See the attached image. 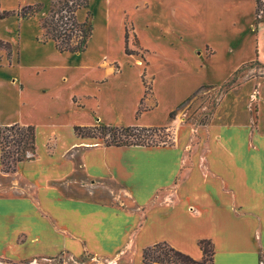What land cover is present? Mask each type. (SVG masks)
Returning <instances> with one entry per match:
<instances>
[{
  "label": "crops",
  "instance_id": "obj_1",
  "mask_svg": "<svg viewBox=\"0 0 264 264\" xmlns=\"http://www.w3.org/2000/svg\"><path fill=\"white\" fill-rule=\"evenodd\" d=\"M51 2L0 0V13L42 6L0 19V127L35 128V156L20 164L43 181L32 197L0 199V248L2 237L14 242L22 230L21 253L89 252L110 264H143V250L159 243L201 260L206 240L213 264H264V81L224 92L208 123L177 129L172 145H104L74 132L97 120L174 126L170 114L200 88L264 64L256 0H87L74 12L77 23L91 24L81 52L42 39ZM178 68L189 79L173 105H162L158 79ZM142 77L151 80L149 96ZM247 84L255 94L241 103ZM85 116L89 123L80 122Z\"/></svg>",
  "mask_w": 264,
  "mask_h": 264
},
{
  "label": "rangeland",
  "instance_id": "obj_2",
  "mask_svg": "<svg viewBox=\"0 0 264 264\" xmlns=\"http://www.w3.org/2000/svg\"><path fill=\"white\" fill-rule=\"evenodd\" d=\"M86 0H52L50 4V9L46 12L42 24L44 23L45 27L43 28L42 39H52L53 37H58V43L62 45V42L65 38L70 37L69 44H75L79 37V30L72 25L74 22V9L78 5L84 4ZM264 5V0H263ZM258 22L264 23V7H261L258 14ZM45 21V22H44ZM126 51L131 52L126 48ZM258 51L261 55L264 56V36L261 35L259 39ZM137 54L143 56L142 51H136ZM192 74L195 75V78L202 77V72L197 70V67L192 66ZM189 74H186V71L177 69V73L171 78H159L157 83V90L160 93L162 98V105H173L177 98L178 94L176 92L177 86L185 85L186 81L189 79ZM223 78V77H221ZM219 80V78H218ZM254 80L255 83L264 81V64L252 63L248 64L236 75L226 81L220 87H202L196 91L190 98L183 102L180 107H177L171 114V121H175L176 125L165 126L155 130L147 131L141 133V139L144 144L148 145H172L174 142V136L177 132V129L182 127L187 128H200L206 125L210 119V116L217 108L222 94L239 86L245 81ZM142 83L144 87L145 96L151 94L152 85L151 80L145 77H142ZM128 87H132L130 82H128ZM252 84H247L242 88L241 97L239 101L244 103L248 100L250 94H255L254 90L252 92ZM104 97L106 100L112 97V94L108 91H105ZM239 97V95H238ZM256 102V101H255ZM255 102L252 104L254 105ZM92 105V104H91ZM165 108V106H164ZM111 111L102 109V115L105 117L106 121H112ZM81 123H89L88 116L83 117L80 120ZM125 122V119H124ZM180 127H176V126ZM95 127H107L109 129L119 128L113 126H107L100 123L97 120ZM110 133L107 130H96L94 132V139L99 143L108 145L111 140L109 136ZM46 147L51 149L54 144L52 141H47ZM1 155V152H0ZM30 156V153H27ZM26 166L18 163L12 171L6 172L2 169L0 164V199H9V198H26L32 197L36 189L42 184L41 179L38 178H29L25 174ZM78 180L77 176H74ZM56 179L46 180L55 181ZM44 184V183H43ZM113 188V192L116 194L115 197L120 195L118 189ZM15 237L10 240H15L14 242L9 243V238L6 236L2 237V242L0 248V264H110L112 261H107L103 258L96 257L89 252H85L80 257H72L70 255H65L63 253L56 254L53 256L41 255L35 252L30 253L27 251L28 248H25V252H19V248L23 246L26 241L25 234L22 230L17 231ZM21 232V233H20ZM8 240V241H7ZM9 245L12 249H16L14 254L12 250L9 251ZM33 247V246H32ZM24 248V247H23ZM18 250V251H17ZM33 251V249H30ZM11 253V254H10Z\"/></svg>",
  "mask_w": 264,
  "mask_h": 264
},
{
  "label": "trees",
  "instance_id": "obj_3",
  "mask_svg": "<svg viewBox=\"0 0 264 264\" xmlns=\"http://www.w3.org/2000/svg\"><path fill=\"white\" fill-rule=\"evenodd\" d=\"M263 0H256V17L260 12L261 7H264ZM87 6V0L82 5H78L75 9ZM41 4L24 7L15 12H2L0 19L15 14L21 18L30 17L40 12ZM75 20V18H74ZM45 22V21H44ZM72 25L79 30V39L75 44H69L70 37L63 40L62 45L58 43V37H53L57 48L60 51L81 52L86 46L87 39L91 32V24L89 20L79 24L76 21ZM44 26V23L42 24ZM183 104V103H182ZM181 104V105H182ZM172 114V113H171ZM170 114V115H171ZM107 130L110 133L111 140L108 145L115 146H130V145H148L144 144L141 139V133L155 130L139 127H119L109 129L107 127H80L75 126L74 132L78 137H94L96 130ZM0 164L6 172L12 171L18 163L33 159L36 152V132L33 126H24L13 124L0 127ZM30 153V156L27 153ZM203 252L201 260H194L190 256L174 249L166 243H159L143 250V264H213V250L209 241L203 240L199 242Z\"/></svg>",
  "mask_w": 264,
  "mask_h": 264
}]
</instances>
